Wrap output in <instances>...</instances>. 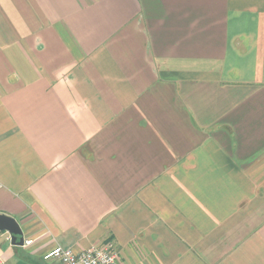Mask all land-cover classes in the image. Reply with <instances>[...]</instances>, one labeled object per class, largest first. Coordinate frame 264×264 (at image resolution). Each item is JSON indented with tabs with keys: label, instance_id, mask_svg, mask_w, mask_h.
Instances as JSON below:
<instances>
[{
	"label": "crops",
	"instance_id": "0c3cea01",
	"mask_svg": "<svg viewBox=\"0 0 264 264\" xmlns=\"http://www.w3.org/2000/svg\"><path fill=\"white\" fill-rule=\"evenodd\" d=\"M0 264H264V0H0Z\"/></svg>",
	"mask_w": 264,
	"mask_h": 264
},
{
	"label": "built area",
	"instance_id": "2783aa9c",
	"mask_svg": "<svg viewBox=\"0 0 264 264\" xmlns=\"http://www.w3.org/2000/svg\"><path fill=\"white\" fill-rule=\"evenodd\" d=\"M32 242L33 240L30 239L24 244L30 245ZM44 259L54 261L56 264H117L118 252L115 244L108 241L78 252L58 246L47 253Z\"/></svg>",
	"mask_w": 264,
	"mask_h": 264
},
{
	"label": "water",
	"instance_id": "95a60500",
	"mask_svg": "<svg viewBox=\"0 0 264 264\" xmlns=\"http://www.w3.org/2000/svg\"><path fill=\"white\" fill-rule=\"evenodd\" d=\"M0 231H8L11 234L14 245H24L25 239L18 220L5 214H0Z\"/></svg>",
	"mask_w": 264,
	"mask_h": 264
}]
</instances>
